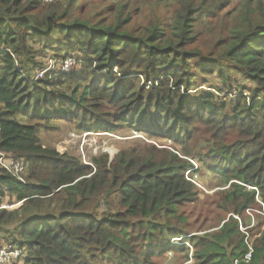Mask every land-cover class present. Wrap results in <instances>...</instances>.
Returning <instances> with one entry per match:
<instances>
[{
	"label": "trees",
	"instance_id": "obj_1",
	"mask_svg": "<svg viewBox=\"0 0 264 264\" xmlns=\"http://www.w3.org/2000/svg\"><path fill=\"white\" fill-rule=\"evenodd\" d=\"M76 1L0 0V157L28 169L24 182L0 161V202L7 191L13 205L23 202L13 211L0 204V247L22 250L9 264H151L184 234L194 244L191 256L184 247L187 264H236L247 233L252 264H264V217L258 215V235L256 220L245 218L264 208V0H242L238 14H228L231 28L216 26L220 33L205 46L196 23L211 24L230 0H182L173 17L142 27L131 11L124 15L130 0H111L115 11L101 18L74 16ZM48 53L72 56L82 67L35 80ZM194 69L237 91L233 103L198 89ZM193 87L196 93L181 94ZM21 114L26 119L16 118ZM53 121L87 132L139 129L182 144L204 127L210 139L195 155L124 149L112 159L94 157V169L43 143L40 127L53 128ZM195 158L221 179L220 207L231 212L199 237L179 227L190 225L180 209L198 198L186 176Z\"/></svg>",
	"mask_w": 264,
	"mask_h": 264
},
{
	"label": "rangeland",
	"instance_id": "obj_2",
	"mask_svg": "<svg viewBox=\"0 0 264 264\" xmlns=\"http://www.w3.org/2000/svg\"><path fill=\"white\" fill-rule=\"evenodd\" d=\"M52 1L54 2L56 0ZM130 1V5L126 9L124 15H126L128 11H131L135 20L141 25V27L155 20L158 16L164 19L163 21H166V18L173 17L174 13L180 8L182 2V0ZM230 1V3H226L225 7L221 8L218 16L213 17V19H209L211 24L204 26V24L200 21L196 23V31L202 32L200 40L203 39L208 41L201 42L203 46L207 45L208 43H213L211 41L214 37V34L220 33L215 31L216 26L219 24L222 31H228L231 28L234 19L233 17H228V14H230V12L235 13V15L238 14L239 10L243 7L244 2L242 0ZM115 6V3H113L111 0H77L74 5L73 14L74 16H81L83 18H92L94 16L96 18H101L108 13L109 9L115 11ZM49 55L50 54L48 53V55L43 58L44 62L47 63L51 59H48L50 57ZM56 61H58L56 69H59V63L62 60L57 59ZM81 65V62H78L73 68L72 72L74 70H80L82 67ZM192 73L195 74L193 80L196 83L198 89H207L214 93H219L220 96H223V99L233 103L234 98L237 96V91L231 90L228 86H225L223 80L216 76V74H203L197 69L192 70ZM239 81L245 86H249L251 88L255 86L252 81H246L242 75L239 76ZM141 84H145L144 77H141ZM147 84L148 86L152 85L151 82H148ZM148 86L146 87L148 88ZM196 90L197 89L195 87L188 91L181 89V94H185L187 96L192 95L194 92L196 93ZM244 94L245 97H247L250 92L246 90ZM16 118L18 120H23L24 118L26 119V116L21 114L17 115ZM52 124H54L55 127H40L39 134L43 143L45 145L55 146L61 153H67L69 155L78 157L84 164H89L94 169H96L93 161L94 157L105 156L108 154L109 159H112L116 154L119 153V151L124 149L134 150L144 148L145 146H151L155 151L161 152V155L170 157H172L174 152L181 156L184 149H187L191 154L195 155L196 153L194 152V147H203L202 143L210 139V133L208 129H205L204 127H198L195 130V138L192 144H182V141H172L165 136L150 137L147 135V132L140 131L139 129H129L124 132L116 130L124 136L120 138L121 136L119 133L103 131H80L72 124L66 123L64 121H53ZM192 160L193 159H191V161ZM194 161L198 163L196 164L197 168L194 167V170L189 174L187 172L186 176H192L193 181L196 183L198 187V198L194 203L187 204L180 209L184 214V218L187 219L190 225L184 227V225L181 224L182 226L179 227L184 228L182 229L183 233H193L192 235L196 234L199 237L205 232L204 229L210 228L208 231H213L211 230V227L220 225L221 221L228 218L231 212H229L230 210L220 207V192L224 190V184L221 182V179L217 178L216 175H214L211 170L206 168L204 164L200 163L198 159L195 158ZM7 194L8 195L0 202V204L7 206V210L13 211L23 207V202L22 204L14 206L13 204L17 202L16 196H11L8 191ZM263 209L260 210V207L257 206L256 208L246 211L245 213L247 222H249L250 216L252 221L255 222L256 220V225L254 227V230L256 229V234L258 230H261V227L258 226V222L261 218L258 215L264 217ZM98 212L101 213V210H98ZM20 217H22V215H20ZM252 221L250 220V222ZM186 239L187 238L184 240ZM178 242L180 245H186H176V247L172 250H166V248L161 254L153 255L151 264H187V259L189 257L187 258L184 247L190 248L191 256L194 244L192 242ZM1 243H3L2 240H0V244ZM170 243L172 244V241Z\"/></svg>",
	"mask_w": 264,
	"mask_h": 264
},
{
	"label": "built area",
	"instance_id": "obj_3",
	"mask_svg": "<svg viewBox=\"0 0 264 264\" xmlns=\"http://www.w3.org/2000/svg\"><path fill=\"white\" fill-rule=\"evenodd\" d=\"M46 2H50L52 0H45ZM78 60L74 57H67L63 59L59 63V71L63 73H71L73 68L77 65ZM56 65H58V61L50 59L47 63V66L41 70L37 76L34 78L39 79L43 78L47 72H53L56 70ZM87 135V134H86ZM1 166L4 169L8 170L11 174H13L18 180L24 181V171L26 170V164L24 161L21 160H14L8 159L4 155L0 157ZM1 207H7L6 205L2 204ZM239 218V216H236ZM240 220V218H239ZM241 221V220H240ZM253 224H251L252 226ZM240 228L243 231H246L248 227L244 226L242 223L240 224ZM249 234L247 233L246 236V246L247 251L240 257V259L236 260V264L243 262L244 264H252V255H253V244L252 241L248 238ZM22 250L18 247L14 246L12 243H6L2 247H0V264H9L12 260L21 257Z\"/></svg>",
	"mask_w": 264,
	"mask_h": 264
},
{
	"label": "clouds",
	"instance_id": "obj_4",
	"mask_svg": "<svg viewBox=\"0 0 264 264\" xmlns=\"http://www.w3.org/2000/svg\"><path fill=\"white\" fill-rule=\"evenodd\" d=\"M248 96V95H247ZM26 164V163H25ZM26 169H27V165H26ZM18 204H22V201ZM16 204V205H18ZM15 206V205H14ZM5 208V207H4ZM190 237L189 234H184L182 237H174L171 238L172 240H170V242L172 241V245H180L178 241H180L181 243H185V242H189V241H184L185 238ZM182 245H186V244H182Z\"/></svg>",
	"mask_w": 264,
	"mask_h": 264
},
{
	"label": "bare ground",
	"instance_id": "obj_5",
	"mask_svg": "<svg viewBox=\"0 0 264 264\" xmlns=\"http://www.w3.org/2000/svg\"><path fill=\"white\" fill-rule=\"evenodd\" d=\"M245 232H247V231H245Z\"/></svg>",
	"mask_w": 264,
	"mask_h": 264
}]
</instances>
